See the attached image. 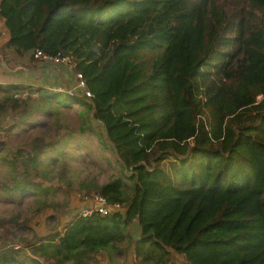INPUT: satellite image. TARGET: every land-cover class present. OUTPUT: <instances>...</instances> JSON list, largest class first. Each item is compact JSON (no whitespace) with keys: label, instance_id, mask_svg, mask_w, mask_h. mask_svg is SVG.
I'll return each instance as SVG.
<instances>
[{"label":"trees","instance_id":"obj_1","mask_svg":"<svg viewBox=\"0 0 264 264\" xmlns=\"http://www.w3.org/2000/svg\"><path fill=\"white\" fill-rule=\"evenodd\" d=\"M0 18L3 48L69 56L90 94L0 84L6 134L34 111L80 105L79 134L46 143L57 155L51 168L40 139L28 149L0 143L10 181L0 197L19 205L21 194L38 193L34 212L53 208L58 225L67 201L48 202L53 186L39 179L76 173L68 159L79 161L73 146H86L87 129L118 171L78 181L79 197L122 209L76 213L52 234L16 239L17 248L0 240V264H119L130 246L141 264H169L170 254L176 264H264V0H0Z\"/></svg>","mask_w":264,"mask_h":264},{"label":"rangeland","instance_id":"obj_2","mask_svg":"<svg viewBox=\"0 0 264 264\" xmlns=\"http://www.w3.org/2000/svg\"><path fill=\"white\" fill-rule=\"evenodd\" d=\"M0 51V55L2 57L0 63L7 64L9 66L14 65L11 70L17 71L20 69V67H27V58H29L27 55H25L27 58L24 56L17 60L15 58H11V52L2 51L1 47ZM37 70L38 77L36 78L40 80L38 84L41 85H35V87H42L46 89H58V87L70 89L73 87V72L58 67H37ZM30 96L31 98H35L36 94ZM16 98H19V95ZM260 99L261 97L257 100V102L260 101ZM78 107H80V105H76L73 103L68 107H60L58 112H52L49 115H43L41 112L34 111L32 113V116L22 126H14V129L10 131L9 134L0 132V143L3 144V146L19 145V147L23 146V149H28L32 145L33 141H37L38 139H40L41 143H37V145L45 146L46 153L48 155H51L53 150H51L46 145V143L57 140L61 136H64L65 132L67 131H71L76 135L79 134L78 126L80 125V121L79 117L76 114V108ZM5 120L7 122L9 120V117H7ZM84 132L86 133L83 134L86 146L82 147L79 143H76L73 146L74 149L78 150L81 153L79 161H72L68 159V162H71L72 167L76 168V173L71 174L69 172V177L68 174L62 173L61 176V179H67V182L71 186V191L68 192V190L64 188V184L58 181L61 179L56 175L55 177L58 180L55 179V177L52 180H48V177L46 180H44L36 178L34 176H30V179L35 182L31 185V187L37 184V179H39L41 184L43 185L51 184L53 186V191L46 192L43 195L49 196L47 198L48 202L62 205L65 201H67L65 210L62 213H57V217L59 220L58 225L55 224V221L53 219L48 218L50 215H53V208L46 207L42 209L40 213L34 212V209L36 208L34 198L36 196H39L38 193L32 194L31 192H29L27 194H21L22 199H20L19 205H14L0 197V240L2 243H13L15 246L14 248H17L19 247V245L15 241L20 237L26 239V242L28 243L29 240V242L34 240L33 234L35 233L38 236H44L49 233L52 234L56 226H58V229H60L64 225V220L74 216L79 212L80 206H83L82 203L85 199L79 197L83 195L81 194V191H77L78 181H88L95 179L98 183H101L117 173L118 167L115 164V158L111 154L109 149L107 147L103 148L98 139L92 133H89L87 129H85ZM28 142H30L31 145ZM89 149L94 154L98 155V158L102 163L100 166H97L94 158H89V154L87 153ZM51 156L52 160L47 165L48 168H51L52 164H56L57 155L53 154ZM66 156L67 152L61 154V157H64L67 161ZM105 157L109 158V164L104 160ZM83 158H86L87 161L84 162ZM8 176L9 174L0 169V186L2 184H7L8 182H10L8 181ZM16 179L19 180L20 177L18 176V178ZM36 188L41 187L36 186ZM133 232L135 233V236L132 238H137V233L134 230ZM134 241L136 240H133L132 243ZM169 261L171 264H176L181 261V258L176 254H170ZM96 264H107V262L104 259L97 258ZM119 264H141L140 257H134L133 246H130L127 254L125 255L124 261Z\"/></svg>","mask_w":264,"mask_h":264},{"label":"built area","instance_id":"obj_3","mask_svg":"<svg viewBox=\"0 0 264 264\" xmlns=\"http://www.w3.org/2000/svg\"><path fill=\"white\" fill-rule=\"evenodd\" d=\"M27 56L28 57L31 56L37 62V66H39V67H44V68L58 67V68L66 69V70L72 72V70H71V58L69 56H63V57L48 56L38 49H33V50L29 51L27 53ZM72 74H73L72 84L73 83L74 84H73V87L69 89V91L74 93L79 98L89 97L90 94L85 87V83H84V80L82 79L81 75H79V74L74 75V73H72ZM18 95H19V98L27 96V94H25V93L16 94L14 96L17 97ZM260 97H261L260 95L256 96L255 101L257 102V100ZM84 199H85L84 200L85 204L80 207L79 212L77 213L80 217H89L93 213L106 215L110 212V210H112V211H121L122 210V209H120V207L118 205L106 203V201L98 195H92L89 197H85Z\"/></svg>","mask_w":264,"mask_h":264},{"label":"crops","instance_id":"obj_4","mask_svg":"<svg viewBox=\"0 0 264 264\" xmlns=\"http://www.w3.org/2000/svg\"><path fill=\"white\" fill-rule=\"evenodd\" d=\"M0 28H1V36H0V47L2 48V51H8L11 52V58L12 59H17L19 60L21 57L16 56L11 50L3 48V44L7 38V33L6 30L3 26V21L0 18ZM2 45V46H1ZM1 52V51H0ZM3 55V52H2ZM2 59L0 55V60ZM33 66L35 67H20L19 70H11L14 65L9 66L7 64H1L0 63V84H7V83H20V84H26V85H31V86H38L39 84V79L36 78L38 77V70H37V64L32 63ZM41 85V84H40ZM39 85V86H40ZM83 205L85 202L82 203ZM81 207V206H80ZM66 220H64V223Z\"/></svg>","mask_w":264,"mask_h":264},{"label":"water","instance_id":"obj_5","mask_svg":"<svg viewBox=\"0 0 264 264\" xmlns=\"http://www.w3.org/2000/svg\"><path fill=\"white\" fill-rule=\"evenodd\" d=\"M96 207V206H95Z\"/></svg>","mask_w":264,"mask_h":264}]
</instances>
